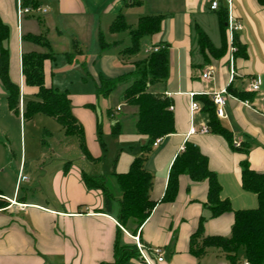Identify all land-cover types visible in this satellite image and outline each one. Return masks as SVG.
<instances>
[{
  "label": "crops",
  "instance_id": "0c3cea01",
  "mask_svg": "<svg viewBox=\"0 0 264 264\" xmlns=\"http://www.w3.org/2000/svg\"><path fill=\"white\" fill-rule=\"evenodd\" d=\"M150 1L154 3L155 10L152 15H140L135 24L130 23L131 11ZM214 1L35 0L40 10L46 11L42 12L43 15L48 16L42 18L32 13L20 21L18 0H0V20L9 29L5 42L9 51V77L21 89V113L17 114L9 107L8 92L0 80V174L4 167L12 165L8 162L13 149L6 143L10 138V127L25 121V103L33 99L37 91L24 85L23 55L48 51L30 41L31 36L44 37L51 51L57 54L51 39L53 36L55 43L58 41L64 46L68 43L69 49H72L71 53L65 51L63 54H77L84 58L85 52L76 39L73 42L60 41L70 25L74 30L71 32L77 34L73 35L75 37L78 34L80 37L82 32L91 33L100 50V37L105 38L103 17L108 16L106 30L111 33L110 28L120 15L132 28L137 27L142 17L163 16L159 32L145 37L148 40L144 46L146 50L158 44L168 46L167 79L151 86L150 90L173 101L175 116V132L162 138L157 147L153 146L145 163L146 170L153 176L150 197L157 205L135 236L118 223L122 193L113 175L127 173L133 160L142 154V142H147L136 132L137 110L123 103L125 88L120 87L118 98L121 104L108 111L109 117L114 119L110 126L112 134L117 137L119 157L112 161V165L95 168L94 165L99 163L97 159L103 156L98 144L101 129L96 90L99 82L94 78V92L70 91L72 113L83 126L86 147L92 160L82 153L79 142L71 140L74 143L71 147L81 151L77 160L71 159L73 157L68 154L55 161L30 163L27 169L25 144L19 146L15 143L20 156L19 169L15 174L16 188L12 193H5L2 190L4 187H0L2 198L9 202L7 208L0 210V264H116V242L119 248L124 246L131 255L122 264H147L139 252L132 255L136 238L146 247L151 264H231L225 254L216 248L208 249L200 258L193 256L190 239L197 231L201 217L206 219L205 236L228 237L235 220L234 212L258 208L257 196L241 186V162L248 160L252 170L264 173V114L261 111L264 107V6L258 0H216L219 7L213 11L211 5ZM161 7L168 9L161 11ZM223 13L227 15L224 25ZM230 16L241 26L232 42L227 32ZM201 32L208 37L215 53L201 47ZM236 39L244 46V55H240ZM107 42L112 47L120 46L122 41ZM132 62L122 61L123 66L118 72L107 78L116 79L130 73ZM54 64L51 60H46L44 64L48 87L54 86ZM210 71H213L211 78L204 80L203 74ZM254 80L260 81L259 92L250 90ZM229 87L251 98L242 100L231 94ZM222 90H227L229 95L224 107L225 118L219 120L232 133L233 144L248 147V155L234 150L224 137L209 131V115L197 98L207 96L211 99L214 93ZM192 101L200 105V110L191 112ZM116 112H123L120 119L114 118ZM116 124L121 128L115 134ZM203 127L209 133L202 134ZM187 142L198 146L207 158L209 170L217 175L220 197L230 202L233 212L212 218L208 205V181L195 182L188 175H180L175 200L162 202L171 167L176 157L184 152ZM84 174L107 178L106 187L113 196L109 213L104 210L103 191L87 188ZM21 176L26 178L21 181L26 183L27 190L23 197H20L19 188ZM38 195L41 201L30 198ZM154 248L162 250V262H158L152 254ZM239 262L247 263L246 258L239 259Z\"/></svg>",
  "mask_w": 264,
  "mask_h": 264
},
{
  "label": "trees",
  "instance_id": "16d2710c",
  "mask_svg": "<svg viewBox=\"0 0 264 264\" xmlns=\"http://www.w3.org/2000/svg\"><path fill=\"white\" fill-rule=\"evenodd\" d=\"M264 6V0H258ZM24 7L38 9L39 4L35 0H22ZM164 17L146 16L139 20L137 27L127 25L122 15L114 20L110 31L112 34L128 33L131 38V46L122 50L119 55L122 60H129L139 51L140 40L153 36L160 30ZM222 24L227 22V15L222 14ZM9 37L8 27L0 20V80L8 92V103L11 110L17 114L21 113V89L14 84L9 77V51L5 42ZM30 41L48 49L45 53L32 52L23 55V76L24 85L35 88L37 91L33 99L25 103L23 118L43 114L56 120L64 129L66 136L75 137L80 149L86 158L92 160L86 147L84 129L72 113L70 93L60 91L55 87H48L45 83L44 64L46 60L56 63L57 56L51 51L49 42L42 36H31ZM236 47L240 55L245 54L244 46L236 39ZM199 43L202 48L215 53L214 47L204 33L199 34ZM100 50L105 51L111 45L104 37L99 40ZM158 52H151L141 60L133 61V70L119 78L109 79L101 76L97 87V96L108 97L117 91L121 86L126 85L122 101L129 106L136 108V132L146 138L147 142L142 146V154L136 157L131 163L127 173L114 174V181L122 193L118 223L122 228L135 236L142 225L151 216L157 202L152 201L150 191L153 184V176L146 170L145 163L149 158L154 143L159 138L167 137L175 132V116L173 101L164 95L154 93L151 86L165 82L168 76V46L163 44L154 45ZM66 58H75L77 54H65ZM229 92L234 96L245 100L250 95L237 92L229 87ZM203 104V110L209 115V131L213 134L224 137L228 144L234 149L248 155V147L241 146L236 149L233 144L232 133L226 129L216 116V107L207 96L197 98ZM121 128L116 124L113 132L116 134ZM94 161V160H93ZM241 186L258 198V208L251 210H240L234 212L235 220L230 236L208 237L204 234L206 219L201 217L197 231L190 239V253L200 258L208 249L216 248L221 250L231 264H242L239 262L238 252L244 249L245 258L248 264H264V173L251 169L248 160L241 162ZM180 175H188L192 181H208V205L211 217L216 218L225 213L233 212L228 200H222L221 187L217 175L209 170L207 158L200 152L198 146L191 142L185 144L184 152L178 155L171 167L169 183L162 199L164 203L173 202L178 191V180ZM83 181L89 189H99L104 193V210L110 212L113 203V196L106 187L107 178L104 176L83 175ZM0 191V210L9 206V202L2 198ZM133 254L138 253L137 246H134ZM116 264H122L131 256L124 246H115Z\"/></svg>",
  "mask_w": 264,
  "mask_h": 264
},
{
  "label": "rangeland",
  "instance_id": "374dc122",
  "mask_svg": "<svg viewBox=\"0 0 264 264\" xmlns=\"http://www.w3.org/2000/svg\"><path fill=\"white\" fill-rule=\"evenodd\" d=\"M175 1L179 3V0ZM153 4L154 3L150 1L144 6H137L133 11H131L133 13L128 18L129 22L135 24L140 15H152V12L155 11ZM164 6L168 7L167 4ZM166 9L168 8L161 7L159 10L165 11ZM33 14L35 16H41L42 18H46L48 16H44L40 8H38ZM107 23L108 16L103 17L102 29L105 27L104 35L106 41L121 40L122 42L120 46L115 45L105 51L99 50L94 36H92L91 33L89 34L88 31L82 32L83 34H80V37L79 34L78 37L73 36L77 34L71 32L74 31L71 28V25L64 31V37L60 41L65 43L66 41L73 42V39H76L85 52L84 58L79 55H75V58L71 59L66 58V55L63 53L65 51L71 53L72 49H69L68 43L65 44V46L64 44H60L58 41L55 43L56 38H54V40L52 36L51 39L54 43V51L57 52V54H55L57 56V61L53 65V87H58L60 91L68 90L69 93L70 91L94 92L96 90L94 83L95 79H97L95 80L96 82L100 83L101 76L106 78L114 76V74L118 72V69L123 66L122 61L124 63H128V61L141 60L146 57L148 53L145 52L146 46L144 45L145 41L148 40V37L140 40L139 51L134 56H132L128 61L122 60L119 52L131 46L130 37L127 33H119L113 36L108 30H106ZM121 87L125 88L126 85ZM119 92L120 89L108 97L100 96L98 98V111L101 129L98 144L103 151V156L97 159L99 163L94 165L95 168H102L109 164L112 165V161L119 157V152L116 148L117 137L112 134L110 126L114 119L109 117L108 114L109 109H115L119 104H121L118 98ZM122 114L123 112H116V117L114 118L120 119ZM9 135L10 138L6 140V143L10 149H13V151L11 150L12 154L10 153V160L8 164L12 165L4 167V170L0 174V187H4L2 190L5 191V193H12L17 184L15 174L19 169L20 156L18 148L15 147V143L19 146L22 143L25 144L27 169L29 168L28 166L30 163H35L36 161H55L64 158L65 155L68 154L73 157L71 159L77 160V157H79V154L81 153L79 149L74 150L72 148V144L74 143L71 140L78 142L77 139L73 136H66L62 126L56 120L43 114H38L31 119H25L22 123L20 122V125H18V123L17 125H11ZM12 143L14 145H12ZM16 152L18 153L17 155L15 154ZM76 152L78 153V156ZM11 158L13 159L12 163H10ZM25 185V182L19 183L20 197L27 194ZM30 198L35 201H41V196L39 195L36 196V198H33V196ZM238 257L239 259L244 260L245 257L243 248L239 250Z\"/></svg>",
  "mask_w": 264,
  "mask_h": 264
},
{
  "label": "built area",
  "instance_id": "2783aa9c",
  "mask_svg": "<svg viewBox=\"0 0 264 264\" xmlns=\"http://www.w3.org/2000/svg\"><path fill=\"white\" fill-rule=\"evenodd\" d=\"M219 7V3L218 1H214L211 5V9L214 11V10H217V8ZM231 8V6H230ZM35 11H37V9H32L30 7H24L23 6V3H22V0H18V17H19V20L21 21L25 15L27 14H32L34 13ZM43 13H45L46 11L45 10H41ZM241 29V26L238 25L234 19L230 16L229 17V20H228V24H227V32H228V36H229V40L230 42L233 41L234 39V34L236 31L240 30ZM159 48L156 47V48H150L148 50H146L147 53H151V52H158ZM231 66L233 65V61L231 60ZM213 71H210V72H207V73H204L203 74V79L204 80H209L211 78V75H212ZM231 78H233V69L231 70ZM250 90L252 92H259L260 91V81L259 80H254L253 83L251 84L250 86ZM228 92L227 90H222L221 92H217V93H214L213 96H212V102L214 103L215 107H216V116L217 118L219 119H223L225 118V111H224V107H225V103H226V98L228 96ZM170 110H173V107L170 108ZM197 110H200V105L195 102V101H192L191 103V112H194V111H197ZM261 111L262 113L264 114V107L261 108ZM201 133L202 134H207L209 133L208 129L206 127H203L202 130H201ZM162 138H159L155 141L154 143V147H157L160 142H161ZM235 147L237 148H240V143H235L234 144ZM23 180H26L25 177L21 176L20 179H19V182L23 181ZM136 246H137V249H138V252L141 256V258L147 263V264H151V261L149 260L148 258V254H147V249L146 247H144L140 241H139V238H136ZM150 251V250H149ZM152 254L156 257V260L158 262H162L163 261V252L160 248H154L153 250H151ZM248 264V263H246Z\"/></svg>",
  "mask_w": 264,
  "mask_h": 264
},
{
  "label": "water",
  "instance_id": "95a60500",
  "mask_svg": "<svg viewBox=\"0 0 264 264\" xmlns=\"http://www.w3.org/2000/svg\"><path fill=\"white\" fill-rule=\"evenodd\" d=\"M144 144V142H142Z\"/></svg>",
  "mask_w": 264,
  "mask_h": 264
}]
</instances>
